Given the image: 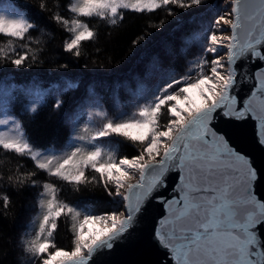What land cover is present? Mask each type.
Returning <instances> with one entry per match:
<instances>
[{"label": "snow or ice", "instance_id": "obj_1", "mask_svg": "<svg viewBox=\"0 0 264 264\" xmlns=\"http://www.w3.org/2000/svg\"><path fill=\"white\" fill-rule=\"evenodd\" d=\"M203 3L69 0L71 19L59 12L49 19L71 33L63 51L79 60L81 42L97 35L81 17H98L118 26L125 10L151 13L167 8L169 16L179 17L170 6L187 13ZM39 7L47 10L43 0ZM165 23L162 20L155 27L162 30ZM36 27L14 7L0 10V36L7 38L0 43V66L21 69L44 63L40 58L46 43L31 35ZM226 31L228 35L223 34ZM150 35L145 32L132 45L146 42ZM180 40L178 49L169 44L163 57L154 54L134 83L125 82L128 101L121 105L120 89L114 90L115 110L92 89L69 105L64 93L76 88L71 82L63 91L0 84V149L34 164L31 171L21 164L6 179L0 175V216L7 218L11 192L34 190L33 222L38 219V226L31 239H21V245L38 264H103L102 257L140 238L153 202L163 208L149 233L151 243L163 254L160 264H264V193L257 191L264 172L219 127L221 121L251 120L257 126L255 142L264 149V0H228L222 14ZM15 41L22 42L20 50ZM193 44L198 45L196 54L188 58ZM53 91L51 109L64 113L70 125L62 150L38 143L30 132L29 122ZM17 93L24 97L18 111L13 107ZM165 109L167 120L161 123ZM97 120L102 126L92 130ZM113 136L138 144L137 153L106 152L104 138ZM89 170L93 175L87 174ZM44 173L76 191L80 185L97 184L113 206L97 211L65 202L58 198L61 189L55 183L41 180ZM62 216L71 220L70 250L55 243Z\"/></svg>", "mask_w": 264, "mask_h": 264}, {"label": "trees", "instance_id": "obj_2", "mask_svg": "<svg viewBox=\"0 0 264 264\" xmlns=\"http://www.w3.org/2000/svg\"><path fill=\"white\" fill-rule=\"evenodd\" d=\"M41 2L42 0H0V10L8 11L14 7L28 15L37 25L31 35L39 38L42 44L46 43L45 52L40 58L44 63L21 69L10 64L0 66V84H15L22 87L35 84L42 89L59 87L63 91L67 83L71 82L76 85V88L64 93V99L69 101V105L74 103V97L79 99L88 89H92L109 101L110 108H113L111 96L117 88L120 89L121 105L128 101L129 97L124 88L125 82L134 83L136 74L144 71L145 65L154 54L163 57L166 46L169 44L178 49L182 36L190 37L200 30L202 24L225 11V8L221 7L223 0H204L201 6H194L187 13L175 6H170L180 13L179 17L169 16L167 8H159L151 13H134L125 10V18L122 22H118V26L108 25L98 17H81L89 23L97 35L91 40L81 42V58L77 60L63 51V44L70 39L71 33L66 32L63 25L49 19V16L56 12L71 19L73 14L66 7L69 0H43L47 5L45 11L40 10ZM162 20L166 23L162 30H158L155 25ZM149 31L151 35L146 42L135 47L132 45L133 40ZM6 40V37L0 36V43ZM14 43L20 50L22 42ZM197 47L198 45L193 44L189 49L188 58L196 54ZM178 63L182 64L183 60H179ZM62 64H67L68 67L60 68L59 65ZM85 64L88 66L84 67ZM54 96L53 91L47 105L43 106L29 122L30 132L38 143L62 150L69 136L70 125L64 113L52 111ZM17 97L13 107L18 111L24 97L19 93ZM166 120L165 109L162 111L161 123H165ZM100 126L102 121L97 120L91 128L95 130ZM102 146L106 152L115 151L117 156L134 155L139 148L138 144H132L117 136L104 138ZM21 164L24 165L25 171L34 170V164L26 157L0 149V175H3L5 179L8 175L14 174L18 165ZM87 174L93 175L91 170ZM40 178L55 183L61 189L58 198L65 202H79L82 206L86 205L97 211L110 209L113 206L102 187L97 184L80 185L79 191H76L74 186L67 185L55 177H48L46 173L41 174ZM2 189L3 182H0V190ZM10 196L12 205L7 218L0 216V264H38V260L30 258L21 245V239H31L38 226V219L33 222V217L37 214L34 190L11 192ZM2 211L3 204L0 201V212ZM70 224L71 220L68 217H60L55 233L57 246L69 250L71 248Z\"/></svg>", "mask_w": 264, "mask_h": 264}, {"label": "water", "instance_id": "obj_3", "mask_svg": "<svg viewBox=\"0 0 264 264\" xmlns=\"http://www.w3.org/2000/svg\"><path fill=\"white\" fill-rule=\"evenodd\" d=\"M219 127L229 134L233 144L238 149L250 155L254 161V166L264 172V149L255 142L256 123L251 120L239 124L221 121ZM257 191L264 193V181L257 185ZM162 212V206L153 202L146 214L140 238L134 242L121 245L102 257L103 264H160L163 254L151 243L149 233L153 218Z\"/></svg>", "mask_w": 264, "mask_h": 264}, {"label": "rangeland", "instance_id": "obj_4", "mask_svg": "<svg viewBox=\"0 0 264 264\" xmlns=\"http://www.w3.org/2000/svg\"><path fill=\"white\" fill-rule=\"evenodd\" d=\"M227 4H228V0H223L221 7L225 8V6H226ZM223 34H224V35H228L229 32L226 31V32H224ZM222 53H223V52H222ZM222 53H221V55H222ZM87 227L92 228V227H94V225L89 224Z\"/></svg>", "mask_w": 264, "mask_h": 264}]
</instances>
